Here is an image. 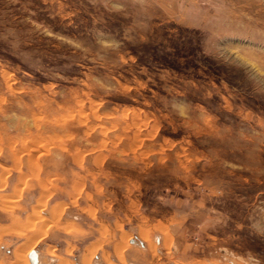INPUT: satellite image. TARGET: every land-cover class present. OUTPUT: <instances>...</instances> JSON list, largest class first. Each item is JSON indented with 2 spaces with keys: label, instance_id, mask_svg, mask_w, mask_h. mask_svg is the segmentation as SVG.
<instances>
[{
  "label": "rangeland",
  "instance_id": "1",
  "mask_svg": "<svg viewBox=\"0 0 264 264\" xmlns=\"http://www.w3.org/2000/svg\"><path fill=\"white\" fill-rule=\"evenodd\" d=\"M32 249L264 264V0H0V264Z\"/></svg>",
  "mask_w": 264,
  "mask_h": 264
},
{
  "label": "water",
  "instance_id": "2",
  "mask_svg": "<svg viewBox=\"0 0 264 264\" xmlns=\"http://www.w3.org/2000/svg\"><path fill=\"white\" fill-rule=\"evenodd\" d=\"M30 258L32 260V264H38L39 258H38V252L36 250H33L30 253Z\"/></svg>",
  "mask_w": 264,
  "mask_h": 264
},
{
  "label": "bare ground",
  "instance_id": "3",
  "mask_svg": "<svg viewBox=\"0 0 264 264\" xmlns=\"http://www.w3.org/2000/svg\"><path fill=\"white\" fill-rule=\"evenodd\" d=\"M38 213H39V212H38ZM34 232H35V231H34ZM33 250H36V249H32V251H33ZM30 251H31V250H30ZM32 251H31V252H32ZM36 251H37V250H36ZM31 252H30V253H31ZM30 253H29V254H30Z\"/></svg>",
  "mask_w": 264,
  "mask_h": 264
}]
</instances>
